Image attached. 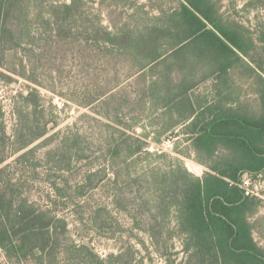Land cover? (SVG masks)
Returning a JSON list of instances; mask_svg holds the SVG:
<instances>
[{"label": "trees", "instance_id": "trees-1", "mask_svg": "<svg viewBox=\"0 0 264 264\" xmlns=\"http://www.w3.org/2000/svg\"><path fill=\"white\" fill-rule=\"evenodd\" d=\"M217 5L0 0V79L32 84L14 96L12 134L0 100L4 264H107L128 250L103 258L73 238L71 207L108 177L98 168L86 183L75 181V165L92 158L110 170L114 206L140 211L132 241L145 232L167 255L164 238L178 235L193 264H264L255 236L263 199L246 179L264 176V27L257 38ZM69 66L78 102L96 104L89 142L87 130L52 132L39 91L45 84L35 77L61 76ZM181 135L185 149L174 150L205 166L201 176L160 147ZM40 175L47 187L34 195ZM111 212L92 207V227L105 232Z\"/></svg>", "mask_w": 264, "mask_h": 264}, {"label": "rangeland", "instance_id": "rangeland-1", "mask_svg": "<svg viewBox=\"0 0 264 264\" xmlns=\"http://www.w3.org/2000/svg\"><path fill=\"white\" fill-rule=\"evenodd\" d=\"M68 1V0H67ZM99 1V0H97ZM140 2H146L147 0H139ZM218 3L220 9V14L230 18H236L240 22H244L248 27H250L254 32H256V37L259 36V31L264 27V0H215ZM177 2H173L176 5ZM167 7V5L165 6ZM203 7L208 9V0H203ZM259 30V31H258ZM61 76L51 75L45 77L42 74H37L35 77L40 79L45 85V87H39L40 94L42 95V103L45 105L46 117L55 120V128L52 132H60V135L66 131L72 129H80L83 133L85 130L89 134H86L87 141H90V136L95 135L90 130V125L95 124L93 120L96 113L95 105H81L77 99V92L74 84V74L76 71L70 66L66 69ZM27 85H32L31 82L20 78L18 81H10L8 79H0V100L3 106L4 120L7 126V132L9 134L13 133L14 126L17 122V117L14 109V96L18 90L28 89ZM70 86V87H69ZM64 94V95H61ZM88 114L90 117H85ZM40 121L41 117H40ZM90 128V129H88ZM185 135H181L178 138L166 137L160 146L164 151L172 153L173 156H180L174 150L177 145L179 149H185L186 142L184 141ZM41 139L37 140L34 145L40 144ZM10 146L9 152L11 153V142H7ZM33 146V145H32ZM42 151L37 150L36 154L30 157L34 158L41 154ZM188 169L201 176L203 172L207 169L205 166L197 163L191 158L180 156ZM14 157L8 160L11 161ZM91 161V162H90ZM98 168L104 169L108 173L107 179L100 183L99 186L90 190L83 199H76V203L71 207L69 211V218L71 223V229L73 238L78 243H85L86 245L93 248L99 255L103 258L110 257V254H117L119 250L128 249L123 253L119 259L110 258L107 259V264L112 262H121L128 264H193V260L183 252L182 239L178 235H175L172 239L166 236L164 238L163 247L169 246L172 248V253L164 255L158 250V247L154 245L151 238L145 233L140 232L136 237L139 239L132 241L130 236L134 234L132 229V223L139 217V209L132 213H128L123 210L117 209L113 204V191L111 184L109 183L110 178H112L110 170L102 160L97 158H92L89 161L79 162L74 167L75 181L80 183H86L84 179L87 172L96 171ZM108 169V170H107ZM29 176L31 177L34 171L29 168ZM36 172L45 171V168L39 167ZM26 175V173L24 172ZM44 174V173H43ZM41 174L42 176H44ZM41 175L37 181L32 184L34 192L32 194H38L36 192L40 188L47 187L46 183H42ZM58 176V174H57ZM83 178V180H82ZM248 180V186L251 190L259 194L262 197L263 203L261 211L256 220V225L258 226L255 236L260 245L264 246V176L258 177H246ZM97 180L93 179V183ZM100 205L108 206L111 210V214L116 216L120 222L118 227L115 219H113L110 214V226L107 227L106 231L101 233L99 230L94 229L89 220L90 214L92 212V207ZM138 214V216H137ZM136 215V219L134 216ZM115 230L117 233L115 237L112 235ZM191 262V263H190ZM5 263V258L0 250V264Z\"/></svg>", "mask_w": 264, "mask_h": 264}]
</instances>
